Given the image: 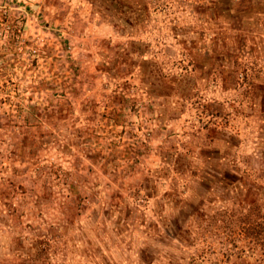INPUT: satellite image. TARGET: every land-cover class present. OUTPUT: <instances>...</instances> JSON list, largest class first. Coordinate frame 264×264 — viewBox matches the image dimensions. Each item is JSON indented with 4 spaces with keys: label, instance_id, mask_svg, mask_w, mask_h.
Segmentation results:
<instances>
[{
    "label": "rangeland",
    "instance_id": "374dc122",
    "mask_svg": "<svg viewBox=\"0 0 264 264\" xmlns=\"http://www.w3.org/2000/svg\"><path fill=\"white\" fill-rule=\"evenodd\" d=\"M257 223L264 0H0V264H264Z\"/></svg>",
    "mask_w": 264,
    "mask_h": 264
},
{
    "label": "trees",
    "instance_id": "16d2710c",
    "mask_svg": "<svg viewBox=\"0 0 264 264\" xmlns=\"http://www.w3.org/2000/svg\"><path fill=\"white\" fill-rule=\"evenodd\" d=\"M256 228H258V232H257V234H256V238H257V240H262V241H264V225L262 224V223H257V225H256ZM241 256V258H253V260H254V253H250V255H247V254H241L240 255ZM239 256V257H240ZM256 260V259H255ZM254 260V261H255Z\"/></svg>",
    "mask_w": 264,
    "mask_h": 264
}]
</instances>
